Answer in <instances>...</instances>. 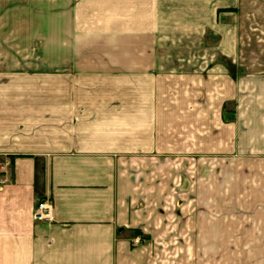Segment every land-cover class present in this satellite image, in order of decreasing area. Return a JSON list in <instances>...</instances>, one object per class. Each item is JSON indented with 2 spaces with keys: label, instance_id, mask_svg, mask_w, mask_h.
Masks as SVG:
<instances>
[{
  "label": "crops",
  "instance_id": "0c3cea01",
  "mask_svg": "<svg viewBox=\"0 0 264 264\" xmlns=\"http://www.w3.org/2000/svg\"><path fill=\"white\" fill-rule=\"evenodd\" d=\"M21 2L0 4V264H141L130 238L156 223L141 212V188L157 187L156 47L196 45L213 79L198 92L222 104L227 83L236 141L264 155V71L242 64L264 36L238 22L241 0ZM40 200L52 223L33 218Z\"/></svg>",
  "mask_w": 264,
  "mask_h": 264
},
{
  "label": "rangeland",
  "instance_id": "374dc122",
  "mask_svg": "<svg viewBox=\"0 0 264 264\" xmlns=\"http://www.w3.org/2000/svg\"><path fill=\"white\" fill-rule=\"evenodd\" d=\"M241 1L238 22L249 36H264V0ZM197 48L156 47L157 187L141 188L150 203L141 201L142 215L156 223L131 233L130 245L141 264H264V155L236 141L227 83L222 104H213L212 91L198 92L200 79L206 87L213 79L212 62L190 58ZM247 49L255 53L243 72L264 71V44Z\"/></svg>",
  "mask_w": 264,
  "mask_h": 264
},
{
  "label": "built area",
  "instance_id": "2783aa9c",
  "mask_svg": "<svg viewBox=\"0 0 264 264\" xmlns=\"http://www.w3.org/2000/svg\"><path fill=\"white\" fill-rule=\"evenodd\" d=\"M33 218L36 221L44 223H52L53 220V210L52 205L48 200H40L36 203L33 213Z\"/></svg>",
  "mask_w": 264,
  "mask_h": 264
}]
</instances>
